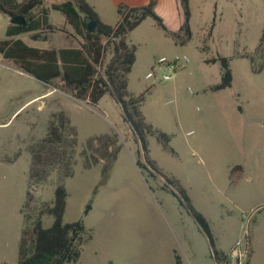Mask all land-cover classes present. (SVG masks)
<instances>
[{"label": "rangeland", "instance_id": "1", "mask_svg": "<svg viewBox=\"0 0 264 264\" xmlns=\"http://www.w3.org/2000/svg\"><path fill=\"white\" fill-rule=\"evenodd\" d=\"M89 1L101 21H117L115 9L104 0ZM178 4L183 23L180 0ZM187 8L189 37L179 43L151 18L127 35L136 48L127 91L145 94V121L169 139L164 150L148 137L149 158L185 190L209 221L219 248L227 249L239 237L242 215L249 214L247 264H264V0H187ZM60 19L58 12L50 13L53 30L45 40L32 41L26 34L19 38L39 49L76 46ZM9 24L0 13V39ZM216 55L229 59L232 81L228 88L211 91L220 81V67L205 60ZM176 57L187 62L171 80L145 78L155 60ZM53 85L56 89L0 58V264L17 263L25 224L22 204L28 199L25 214L36 219L40 208L51 206L59 185L67 193L63 222L80 219L92 234L79 261L70 264H174L172 255L188 264L189 256L178 244L180 231L200 254L206 251L176 189L137 154L119 105L108 95L94 106L74 102L58 81ZM58 111L68 119L73 152L68 165L52 168L31 184L28 146L45 136L50 116ZM104 138L116 140L117 148L107 170L103 161L90 156L96 141ZM237 164L243 167L239 177L230 173ZM39 219L43 228L53 220L48 214Z\"/></svg>", "mask_w": 264, "mask_h": 264}, {"label": "trees", "instance_id": "2", "mask_svg": "<svg viewBox=\"0 0 264 264\" xmlns=\"http://www.w3.org/2000/svg\"><path fill=\"white\" fill-rule=\"evenodd\" d=\"M180 2L184 20L178 32L171 33L156 15L154 0L139 7L118 5L115 9L117 21L114 25L101 21L86 0L52 2L48 6L44 0H0L2 15L8 19L18 16L24 21L22 24L7 26L4 38L0 39V58L15 70L54 89L56 88L53 83L58 81L61 91L87 105H96L104 95H108L118 104L122 119L129 125L134 142L138 145L137 154L141 155L143 163L152 173L161 176L168 185L176 189L179 204L205 237L211 257L218 262L223 254L215 249L208 221L192 206L177 180L172 176L163 175L149 158L148 137H154L164 150H168V137L145 121L141 113L145 94L133 95L127 91V76L135 62L136 51L135 46L126 39L128 33L144 19L151 18L176 43L187 39L189 37L187 0ZM50 11L58 12L70 27L72 36L78 42L76 47L39 49L30 47L17 38L28 34L32 41L45 40L47 32L53 30L48 21ZM89 22L95 25L91 32L87 31L86 26ZM201 49L205 50L204 47ZM205 63H218L220 67V81L209 87V90L218 91L230 87L232 75L228 58L216 55L206 59ZM115 142L116 140L110 138L96 141V147L90 152L94 162L98 160L104 162V170L110 167L115 158L117 152ZM73 145V133L68 129L65 114L62 111L52 114L47 123L45 136L28 146L29 182L38 184L52 168L58 169L68 165V153L73 152ZM136 164L140 166V162L137 161ZM240 170V166H234L230 173L239 177ZM66 198L65 189L57 186L53 192L51 206L40 208L34 220L24 211L28 199L22 204L21 212L25 224L20 231L16 264L78 262L82 247L91 240L92 234L80 219L71 223L63 222ZM89 209L90 204H87L83 214L86 215ZM43 214H48L53 219L48 228H43L39 219ZM175 263L179 264L177 257Z\"/></svg>", "mask_w": 264, "mask_h": 264}, {"label": "crops", "instance_id": "3", "mask_svg": "<svg viewBox=\"0 0 264 264\" xmlns=\"http://www.w3.org/2000/svg\"><path fill=\"white\" fill-rule=\"evenodd\" d=\"M150 0H104V2L106 4H108L111 8L116 9V7L118 5H125L128 7H139V6H143L146 5ZM155 1V7H154V11L156 13L157 16H159L162 20V23L164 24L165 28L171 32V33H176L178 32V30L180 29L181 25H182V18H181V13H180V9H179V4H178V0H154ZM50 3L55 2L54 0H49ZM86 2L91 5L94 10H95V5L90 2L89 0H86ZM49 3V4H50ZM48 6V5H46ZM54 12V11H50ZM96 12V10H95ZM49 13V16H50ZM97 13V12H96ZM98 15V14H97ZM49 16H48V21H49ZM62 17V16H61ZM100 18V17H99ZM116 23V22H115ZM114 23V24H115ZM113 24V25H114ZM51 25V24H50ZM60 25H62L64 28L69 27L65 22L64 19H60ZM110 25V24H109ZM53 27V26H52ZM70 28V27H69ZM76 42V46L78 45L77 40L72 36V32L68 33ZM129 34V33H128ZM24 35V34H23ZM28 35V34H26ZM29 36V35H28ZM19 38V36L17 37ZM127 39V37H126ZM131 44V43H130ZM74 46V47H76ZM60 48H65V47H60ZM58 49V48H57ZM15 70V69H14ZM58 90V89H57ZM60 91V90H59ZM71 100H73L74 102H78V100H75L73 98L70 97ZM237 166H239V164H237ZM241 167V166H240ZM243 168V167H242ZM241 168L240 172H239V176L241 174H243V169ZM201 213V212H199ZM202 214V213H201ZM203 215V214H202ZM204 216V215H203ZM205 217V216H204ZM206 219V217H205ZM207 220V219H206ZM208 221V220H207ZM209 223V221H208ZM195 224V223H194ZM195 227L197 228V226L195 225ZM209 227H210V223H209ZM211 230V228H210ZM197 231L199 232L200 236H202L201 238H204L205 244H206V251H204L202 254H200V252L197 250V248L194 246L192 241H189L186 237V235H184V233L182 231L178 232L179 234V240H178V244L184 248L185 252L184 254H186L187 256H189V258L187 257V261L188 264H215L214 259L211 257L210 255V249L207 243V240L205 239V237L202 235V233L199 231V229L197 228ZM212 233V230H211ZM214 242H215V249L219 252H221L222 254L226 253V251L228 250V248L234 243L232 242L230 244V246H228L227 249H222L219 248V245L212 233ZM249 241L251 244V238L249 237ZM82 253V252H81ZM81 256V255H80ZM173 257V261L174 264L175 263V257H177L176 255H172ZM80 259V258H79ZM178 259V263L180 264L179 258ZM79 261V260H78Z\"/></svg>", "mask_w": 264, "mask_h": 264}, {"label": "built area", "instance_id": "4", "mask_svg": "<svg viewBox=\"0 0 264 264\" xmlns=\"http://www.w3.org/2000/svg\"><path fill=\"white\" fill-rule=\"evenodd\" d=\"M187 62V58L176 57L171 60L163 58L157 59L150 72L145 75L146 79H151L153 82L164 83L171 80L173 73L183 67ZM249 214H243L240 224L239 237L228 248L226 253L222 255L218 262L215 264H247V259L250 251L249 241Z\"/></svg>", "mask_w": 264, "mask_h": 264}, {"label": "water", "instance_id": "5", "mask_svg": "<svg viewBox=\"0 0 264 264\" xmlns=\"http://www.w3.org/2000/svg\"><path fill=\"white\" fill-rule=\"evenodd\" d=\"M9 21H10V24H13V25L22 24L24 22L23 19L18 16L10 18ZM86 26H87L88 32H91L95 28V25L92 22L87 23Z\"/></svg>", "mask_w": 264, "mask_h": 264}]
</instances>
